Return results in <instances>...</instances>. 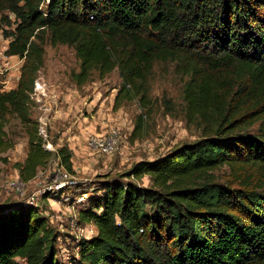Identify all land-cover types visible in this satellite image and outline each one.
<instances>
[{"label": "trees", "instance_id": "obj_1", "mask_svg": "<svg viewBox=\"0 0 264 264\" xmlns=\"http://www.w3.org/2000/svg\"><path fill=\"white\" fill-rule=\"evenodd\" d=\"M4 24L13 25L4 31L7 52L24 63L16 88L0 92V153L13 145L5 129L12 111L29 126L27 157L14 163L23 181L53 156L76 173L69 146L46 148L31 117L47 42L74 47L77 85L93 71L103 78L118 69L115 109L122 100L145 102L155 61L176 62L189 77L188 114L210 128L194 143L97 181L100 194L78 210L80 223L95 228L79 245L82 264H264V0H0ZM143 123L141 114L135 133ZM255 124L259 134L241 132ZM225 164L244 171L236 173L240 186L198 183ZM144 175L148 186L132 180ZM55 240L38 206H0V264H62Z\"/></svg>", "mask_w": 264, "mask_h": 264}, {"label": "rangeland", "instance_id": "obj_2", "mask_svg": "<svg viewBox=\"0 0 264 264\" xmlns=\"http://www.w3.org/2000/svg\"><path fill=\"white\" fill-rule=\"evenodd\" d=\"M11 29L12 24H4L0 29V53L11 38L4 31ZM44 49V65L35 81L37 95L33 96L35 103L31 106V117L37 120L39 132L46 140V147L50 143L53 146L51 150L63 145L72 150L76 173L69 179L74 182L58 192L47 190L57 173L65 169L54 156L33 180L25 182L20 178L14 163L23 162L27 157L29 126L23 124L14 112L8 111L5 129L13 145L0 153V206L14 203L38 206L55 234L57 260L62 264H82L79 245L86 238V229L89 227L82 223L74 226L70 222L69 209L75 197L86 194V200L75 205L78 213L82 204L88 203L90 195L100 194L101 191L96 189L97 181H111L110 178H105L106 174L119 176L140 160H153L174 147L194 143L210 132V128H205L199 117L188 114L184 90L189 77L177 71L176 62L155 61L145 84L148 88L145 102H141L139 97L122 100L115 109V97L123 84L118 69L103 78L99 77L97 71H93L86 83L77 85L72 73L80 71L81 63L74 47L67 44L51 45L47 42ZM11 55L15 67L0 54L1 93L16 88L24 63L23 58ZM141 114L144 123L135 133L136 120ZM111 126L118 127L121 133V144L117 152L108 156L90 149L87 145L88 137L106 132ZM258 130L255 124L244 127L241 132L256 135L259 134ZM72 135L79 137L72 138ZM243 172L238 166L233 168L225 164L210 170L209 175L198 183L236 188L243 183L242 177L237 179L236 173ZM122 179L127 180L125 177ZM132 180L144 186L151 184L148 175ZM12 182L17 183L12 185ZM19 185L20 188H17ZM48 193L50 197L45 199L44 196ZM64 193L70 200L64 198ZM32 196L35 197L34 204H30L28 200Z\"/></svg>", "mask_w": 264, "mask_h": 264}, {"label": "built area", "instance_id": "obj_3", "mask_svg": "<svg viewBox=\"0 0 264 264\" xmlns=\"http://www.w3.org/2000/svg\"><path fill=\"white\" fill-rule=\"evenodd\" d=\"M10 17L12 19H14L13 14H10ZM8 45H9V43L1 48L2 52L0 54L2 56H4L9 61V64L12 65V67H15L14 62L11 61L12 55L7 52ZM0 69H2L1 66H0ZM7 69H9V68H7ZM7 69H5V70H7ZM20 75L21 74H19V76ZM18 78H20V77H18ZM34 95H37V89L36 88H35L34 93H33V96ZM120 144H121V133H120V129L116 126H111L106 132L91 134L88 137V142H87V145L90 149H92L98 153L108 155V156H111L115 152H117ZM46 148L51 150L53 148V146H52V144L48 143ZM71 175L72 174L70 172H68L66 169L61 170L60 172L57 173V177H55L53 179L52 184L47 187V190L50 192H58L59 190L64 188L67 184L73 183L74 181L69 179V177ZM16 183L17 182H12L11 184L16 185ZM17 188H20V185ZM64 198L66 200H70L69 196L66 195L65 193H64ZM28 200H29L30 204L35 203V197L34 196L28 198ZM85 200H86V194L76 196L75 201L72 202V205L70 206L71 209H75L76 208L75 205L83 203ZM71 209H69V211H71L70 222H71V224L76 226V225L80 224V219H79L78 213H76V209L75 210H71ZM87 226L89 228L86 229V231H88L86 233V238H90L95 234V228H94L93 224H87Z\"/></svg>", "mask_w": 264, "mask_h": 264}, {"label": "crops", "instance_id": "obj_4", "mask_svg": "<svg viewBox=\"0 0 264 264\" xmlns=\"http://www.w3.org/2000/svg\"><path fill=\"white\" fill-rule=\"evenodd\" d=\"M71 137L73 138V137H79V136H76V135L73 136L72 135ZM81 142H82V140H80V138H79V143H81ZM70 146H71V144H70ZM71 148H73V147L71 146Z\"/></svg>", "mask_w": 264, "mask_h": 264}]
</instances>
